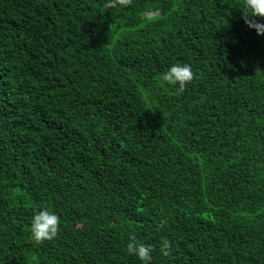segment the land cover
Masks as SVG:
<instances>
[{
    "label": "trees",
    "instance_id": "16d2710c",
    "mask_svg": "<svg viewBox=\"0 0 264 264\" xmlns=\"http://www.w3.org/2000/svg\"><path fill=\"white\" fill-rule=\"evenodd\" d=\"M238 3L0 0V264H141L130 232L149 264H264V33Z\"/></svg>",
    "mask_w": 264,
    "mask_h": 264
},
{
    "label": "clouds",
    "instance_id": "9594fccd",
    "mask_svg": "<svg viewBox=\"0 0 264 264\" xmlns=\"http://www.w3.org/2000/svg\"><path fill=\"white\" fill-rule=\"evenodd\" d=\"M128 0H104V9L124 6ZM241 9L244 23L255 30L256 34L264 33V22L257 17L264 18V0H239L238 6ZM193 78L191 66L187 63H171L160 74V79L168 85L177 86L183 90L186 83ZM59 228V216L50 207L34 208L28 223L29 239L35 243L44 240H52L56 237ZM161 251L167 254L168 242L162 241ZM125 249L128 254L134 255L141 264H149L152 259V245L145 244L138 240L134 233L128 234L125 242Z\"/></svg>",
    "mask_w": 264,
    "mask_h": 264
}]
</instances>
